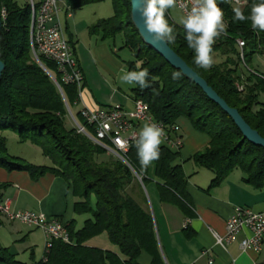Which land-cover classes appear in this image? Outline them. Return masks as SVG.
Here are the masks:
<instances>
[{
	"label": "trees",
	"instance_id": "trees-1",
	"mask_svg": "<svg viewBox=\"0 0 264 264\" xmlns=\"http://www.w3.org/2000/svg\"><path fill=\"white\" fill-rule=\"evenodd\" d=\"M63 1L70 10L112 2L114 15L99 20L89 28V33L101 35L103 41L123 35V47L134 56L126 64L127 71H139L136 67L139 64L150 73L151 86L141 90L135 85L133 99L147 103L156 121L169 127L186 119L195 131L209 137L206 148L189 160L213 174L210 187L221 185L232 173L239 171L243 183L256 191L264 190V148L245 139L233 120L200 87L143 42L132 22L131 0ZM247 1L246 6L237 7L229 0H218L225 13L227 35L217 39L213 46L215 63L210 70L195 64V53L184 39L183 27L177 25L167 11L166 19L177 34L175 42L168 45L264 138V104L259 101L260 94L264 93V80L253 73H259L255 70L242 73L237 46L238 40L245 42L248 68L247 62L255 55H264V32L253 30L250 20H233L234 8L249 16L252 5L260 2ZM3 8L7 16L2 20L0 44L1 59L5 64L0 84V168L9 172H27L34 181L46 174L63 179L75 199V216H87L81 227L76 218L67 222L70 243L53 242L37 264H140L138 260L143 253L151 258L150 264H166L154 218L141 205V201H146L143 187L149 181L150 167L141 170L135 145L118 156L78 133L76 128L67 127L66 102L70 107L74 105L79 96L77 86L63 84L56 65L40 58L41 64L61 84L63 97L56 83L34 58L30 44L29 1L0 0V11ZM70 44L74 49L75 43ZM177 71L181 76L173 79V73ZM238 85L243 86L242 91ZM77 117L85 125L79 111ZM7 130L13 131L19 142L38 147L49 165H35L11 155L8 139L3 135ZM160 152V159L152 164L159 198L191 218L193 203L187 190L188 177L181 153L165 144L161 145ZM5 187L0 183V195ZM136 196L141 197V201ZM57 218L63 221L62 217ZM103 233L108 234L120 254L86 245L87 241ZM0 264L24 263L7 248H0Z\"/></svg>",
	"mask_w": 264,
	"mask_h": 264
},
{
	"label": "crops",
	"instance_id": "crops-1",
	"mask_svg": "<svg viewBox=\"0 0 264 264\" xmlns=\"http://www.w3.org/2000/svg\"><path fill=\"white\" fill-rule=\"evenodd\" d=\"M61 16L64 18L65 28L69 33V28L72 26L78 34L76 35L77 37L80 35L82 37L83 32L91 36V40L89 39V43L86 45L89 48V52H92V60L90 58V61H95L101 66L99 80L94 76H89L85 69L88 62L87 57L83 58L82 55V59L80 57L84 44L80 38V41L76 43L74 41L75 55L84 75V86L80 91L78 111L80 112L84 108L97 110L114 105H121L124 108L131 109L134 99L132 97L128 99V97L119 96L120 89L117 87L119 77L105 65V62L109 61L112 64H116L119 71L122 70V66L113 59L108 47L104 44L106 41L101 39V35H91L89 33V28L92 24H82V22L78 24L77 20L74 19L72 10H67L66 7L63 8ZM71 35L73 36V34ZM107 80H110V82L107 83ZM107 90H109L108 94ZM112 102L119 104L111 105ZM183 124L189 134H192L195 130L186 119L178 121L184 137V144L180 153L183 169L188 177L187 190L193 203V216L187 218L178 207L161 202L155 185L149 184L146 188L143 187L145 203L141 201V197L138 198L136 196V199L141 201L142 207L149 210L154 218L159 246L165 263H263V250L260 254L243 253L240 250L239 241L244 237L250 236L248 231H243L238 240L228 245L226 249L216 244L214 234L225 235L226 221L233 213L235 207H249L255 212H264V190L256 191L243 183L242 175L239 171L232 173L221 185L210 187L213 175L206 174L202 178L201 172H198L194 163L189 160L199 151V148L208 144L209 139L186 138L183 132ZM194 146L197 147L196 150ZM27 148L22 152L30 149ZM8 150L11 155L31 162L25 154L11 153L9 141ZM43 159L48 161L46 157H43ZM33 164L48 165L46 162ZM0 183L6 185L0 195V201L8 200L11 210L14 212L33 211L47 218L62 217L65 223L76 217L73 211L75 199L68 191L67 183L59 177L46 174L34 181L27 172H9L0 168ZM149 201L151 203L150 208L148 206ZM186 221H189L187 230L184 228ZM78 226L81 227L79 221ZM45 244V237L41 230L20 222L7 221L0 215V248H7L22 263L37 264L42 261L45 255ZM86 245L120 254L119 248L110 242L107 233L90 239L86 242ZM138 261L140 264H150L151 258L143 253Z\"/></svg>",
	"mask_w": 264,
	"mask_h": 264
},
{
	"label": "built area",
	"instance_id": "built-area-1",
	"mask_svg": "<svg viewBox=\"0 0 264 264\" xmlns=\"http://www.w3.org/2000/svg\"><path fill=\"white\" fill-rule=\"evenodd\" d=\"M31 6L30 44L34 58L40 62V58L49 60L56 65L59 78L63 84L76 85L79 91L78 99L74 105L80 103V91L84 84V75L78 64L74 49L68 41L64 28L61 24V12L63 8L69 7L63 0H28ZM237 7L247 5V0H229ZM196 0H177L176 7L187 16L188 12L195 6ZM1 20L7 16L6 9L0 11ZM226 22V21H225ZM240 51L239 62L246 66L245 42L237 41ZM247 67V66H246ZM51 73V72H50ZM264 80V75L253 71ZM53 76V81L61 89L62 86ZM240 91L242 85H238ZM64 96V93H63ZM67 111L75 123L78 133L93 140L95 143L108 149L110 152L120 156L126 153L132 145H135L139 135V126L145 123H158L165 130L164 143L169 148L180 151L184 144V137L178 124L166 126L156 121L151 115L147 103L141 99L133 101L131 109L121 105L91 110L84 108L80 110V116L85 125L81 124L73 114L67 102ZM107 144L111 145L109 147ZM141 179V178H140ZM0 215L7 221L20 222L32 228L41 230L45 237V255L52 247L53 242L62 241L70 243V235L66 223L57 217L47 218L33 211L11 210L9 201H0ZM189 221L185 222L184 228H188ZM225 235L214 234L216 244L223 249L236 242L243 231L250 233L239 241V247L243 253L260 254L264 245V212H255L249 207H235L233 213L226 221ZM44 255V257H45Z\"/></svg>",
	"mask_w": 264,
	"mask_h": 264
},
{
	"label": "clouds",
	"instance_id": "clouds-1",
	"mask_svg": "<svg viewBox=\"0 0 264 264\" xmlns=\"http://www.w3.org/2000/svg\"><path fill=\"white\" fill-rule=\"evenodd\" d=\"M177 0H142L141 15L146 27L154 35L155 40L164 43H173L176 40V31L166 19V12L176 7ZM234 22L251 21L253 30L264 32V0L254 3L251 14L245 16L239 8H234ZM224 11L218 0H196L182 21L185 32L184 39L195 53V64L204 70H210L215 63L213 46L217 39L227 35V23L224 20ZM139 71H127L120 77L127 84L139 85L140 89L149 88V70L136 66ZM181 76L179 71L173 73V79ZM166 138L165 130L158 123H145L135 142L141 170L146 171L155 161L160 159V147Z\"/></svg>",
	"mask_w": 264,
	"mask_h": 264
},
{
	"label": "rangeland",
	"instance_id": "rangeland-1",
	"mask_svg": "<svg viewBox=\"0 0 264 264\" xmlns=\"http://www.w3.org/2000/svg\"><path fill=\"white\" fill-rule=\"evenodd\" d=\"M72 13L74 14V19L77 20L78 24L80 22H82V24H89V25L92 24L91 26H93L94 24L97 23L98 19H109V18H111L114 15V10H113L112 2L111 1H105V2H101V3H97V4L88 5L84 8H81V9L72 10ZM169 15H170V18L177 25L183 27L182 21H183V19L186 18V16L183 14V12H181L177 7H174V8H171L169 10ZM61 20H62L61 24L64 28L65 35H66L69 42L75 41V43H76L77 41H80L79 38L82 40L84 45H83V51L80 52V57H81V55L83 58H85V56H86L87 60H88L86 66H85L86 67L85 69H86L87 73L89 74V76L90 75L92 77L94 76L97 78V80H99V78L101 76V74H100L101 73V66L98 63H96L95 61H90V58L92 60V52L90 53L88 46H86L89 43V39L91 40V36L87 35L86 32H83V33L81 32L82 37H81V35L77 37L76 35H78V34L76 33L75 28H73L72 26L69 28V31H70V33H69L68 30H66V28H65L63 16H61ZM70 23H71V20H70ZM79 29H81V28L79 27ZM71 34H73L74 37ZM97 41H99V40L97 39ZM123 41H124V37L121 34V35H118L115 38V40L106 41V43H104L108 47L113 59L116 60L122 66V70L119 71V68L116 67V64H112L109 61H106L105 65L112 72H115L119 77L118 78L119 84L117 86L120 89L119 96L128 97V99H130L131 97L133 98L132 89L135 87V84L124 83L121 81L120 77L127 72V65L126 64L131 62L134 59V56L130 52L129 49L123 47L124 46ZM79 47H80V45H79ZM247 54H248V51H247ZM82 57H81V59H82ZM247 64H248V68H246L245 65L240 66L242 73L249 74V69H250V70H255L257 72H261L262 74H264V55H259V54L255 55L251 61L247 62ZM108 82H110V80H107V83ZM83 86H84V84H83ZM108 92H109V90H107V94H108ZM259 101H260V103L264 104V93L260 94ZM114 104H119V103L112 102L111 105H114ZM71 110H72L73 114L76 116L77 120L79 121V119L77 117L78 105H75V106L73 105L71 107ZM66 125L70 129L73 127L75 128V123L73 122V120L71 119V116L69 114H68L67 119H66ZM143 126H144V124H141L139 126V132L141 131ZM185 128L186 127H184V124H183V132L185 133L186 138H206V139H209V137L206 134L199 133L197 131H195L196 133L195 132H192V134L190 133L191 134L190 135L185 130ZM3 135L9 141V148H10L11 153L25 154L26 157L28 159H30L31 162H33V163L38 164V163L46 162V164L49 165V163H48L49 161H45L43 159L44 156L42 154V151L38 147L31 145L30 143L19 142L17 135L11 130L4 131ZM206 146H202L201 148H199L198 152L203 151L206 148ZM27 147L30 149L22 152L23 150H26ZM194 147L196 150L197 147L196 146H194ZM195 168L198 172H201L202 178L204 175L206 176V174H212L210 171H208L204 168L197 167L196 165H195ZM149 169H150L149 170V176H148L149 181L146 184V187L149 184L155 185L157 187V185H156L157 179H156L155 175L153 174V165H151ZM146 187H144V188H146ZM147 190H146V192L148 194ZM148 206L150 208V206H151L150 201H149ZM75 218L79 221L80 225H82V223L86 220L87 216H76ZM263 256H264V247H263Z\"/></svg>",
	"mask_w": 264,
	"mask_h": 264
},
{
	"label": "water",
	"instance_id": "water-1",
	"mask_svg": "<svg viewBox=\"0 0 264 264\" xmlns=\"http://www.w3.org/2000/svg\"><path fill=\"white\" fill-rule=\"evenodd\" d=\"M132 3V22L136 29L139 31L143 42L152 48L156 53H158L169 65H171L176 70L182 72L184 76L193 81L202 91L207 95V97L217 104L235 123L237 128L241 131L244 138L247 139L251 144L264 148V138L260 133L254 130L243 118L240 112L230 107L227 102L222 99L217 92L209 86V84L201 76L198 75L169 45L163 41H157L154 35L150 33L146 27L145 20L141 15L142 0H131ZM1 29L2 20L0 16V44H1ZM41 64V62H39ZM42 68L48 73V75L53 79L51 73L41 64ZM5 69V64L1 59V47H0V84L2 80V74ZM59 88V87H58ZM62 96L63 93L59 88ZM64 97V96H63ZM67 106V102H66ZM137 176V175H136ZM138 177V176H137ZM141 182V179L139 178Z\"/></svg>",
	"mask_w": 264,
	"mask_h": 264
}]
</instances>
